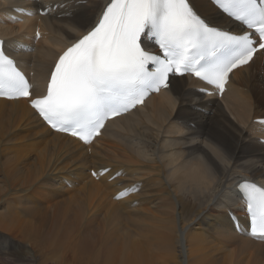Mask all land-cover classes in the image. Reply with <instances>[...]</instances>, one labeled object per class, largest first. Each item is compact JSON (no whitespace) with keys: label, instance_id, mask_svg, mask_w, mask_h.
Listing matches in <instances>:
<instances>
[{"label":"bare ground","instance_id":"1","mask_svg":"<svg viewBox=\"0 0 264 264\" xmlns=\"http://www.w3.org/2000/svg\"><path fill=\"white\" fill-rule=\"evenodd\" d=\"M58 2L25 4L52 11L21 16L24 23L0 13V37L16 42L9 47L35 72L38 91L57 55L80 34L55 8ZM80 2L88 20L104 0ZM5 5L0 0L8 14ZM197 7L207 6L197 0ZM180 87L186 99L201 85L193 79ZM226 93L203 96L197 111L160 93L141 113L111 123L114 132L90 147L53 132L24 101L0 100V264H264V242L235 231L223 203L212 202V186L188 175L199 176L200 154L222 178L264 173L258 142L264 138V53L233 75ZM194 150L197 158L190 159ZM226 153L234 164L225 162ZM232 208L246 225L239 202Z\"/></svg>","mask_w":264,"mask_h":264},{"label":"snow or ice","instance_id":"2","mask_svg":"<svg viewBox=\"0 0 264 264\" xmlns=\"http://www.w3.org/2000/svg\"><path fill=\"white\" fill-rule=\"evenodd\" d=\"M201 2L207 6L203 11L197 0H104L85 20L86 4L59 0L55 8L75 23L78 38L49 66L42 91L36 90L16 59L15 47H9L16 42L0 39V98L23 100L49 129L89 147L108 130L109 121L134 115L153 93H172L197 111L203 96L223 95L234 70L249 65L256 53H264V0ZM32 4L38 5V0ZM17 11L48 15L52 6ZM210 16L219 17L221 23ZM193 79L201 87L185 99L181 82ZM196 158L194 150L190 159ZM198 158L200 174L188 173L189 178L212 186V202L223 203L235 231L264 242V173L257 179L222 178L206 154ZM225 162L235 163L230 153ZM237 201L246 225L233 211Z\"/></svg>","mask_w":264,"mask_h":264},{"label":"rangeland","instance_id":"3","mask_svg":"<svg viewBox=\"0 0 264 264\" xmlns=\"http://www.w3.org/2000/svg\"><path fill=\"white\" fill-rule=\"evenodd\" d=\"M254 82V80H252L251 81V84ZM1 244H3V243H1ZM6 248H8L9 247V245L8 246H6V244L4 245ZM9 250L8 251H10V247L8 248ZM0 253H2V252H0ZM12 254V253H11Z\"/></svg>","mask_w":264,"mask_h":264}]
</instances>
